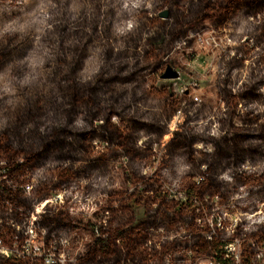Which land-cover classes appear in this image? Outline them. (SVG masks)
I'll return each mask as SVG.
<instances>
[{
	"label": "rangeland",
	"instance_id": "obj_1",
	"mask_svg": "<svg viewBox=\"0 0 264 264\" xmlns=\"http://www.w3.org/2000/svg\"><path fill=\"white\" fill-rule=\"evenodd\" d=\"M225 9L264 0H0V264H264V182L204 134Z\"/></svg>",
	"mask_w": 264,
	"mask_h": 264
},
{
	"label": "trees",
	"instance_id": "obj_2",
	"mask_svg": "<svg viewBox=\"0 0 264 264\" xmlns=\"http://www.w3.org/2000/svg\"><path fill=\"white\" fill-rule=\"evenodd\" d=\"M240 21L247 31L237 39ZM218 25L217 28L211 21L206 23V49H213V73L221 85L216 91L209 85L207 90L204 134L207 137L219 135L229 142L230 133L244 150L234 171L226 159L221 161V180L225 185L236 183L238 195L243 184L264 182V9L260 16L246 10L238 17L225 9ZM216 28L219 40L214 43L212 36ZM215 122H218L216 126ZM241 168L246 170L244 175L238 173ZM230 174L231 180L226 178ZM255 191L251 187L250 195ZM239 198L242 206V199L246 197L240 195ZM5 262L8 264L10 260Z\"/></svg>",
	"mask_w": 264,
	"mask_h": 264
},
{
	"label": "water",
	"instance_id": "obj_3",
	"mask_svg": "<svg viewBox=\"0 0 264 264\" xmlns=\"http://www.w3.org/2000/svg\"><path fill=\"white\" fill-rule=\"evenodd\" d=\"M159 15L161 17H168L169 12L168 10H162ZM179 71L175 69L173 66L168 65L165 72L161 75L162 78H178L179 77Z\"/></svg>",
	"mask_w": 264,
	"mask_h": 264
},
{
	"label": "built area",
	"instance_id": "obj_4",
	"mask_svg": "<svg viewBox=\"0 0 264 264\" xmlns=\"http://www.w3.org/2000/svg\"><path fill=\"white\" fill-rule=\"evenodd\" d=\"M28 189H29V187H28ZM1 242V241H0ZM52 259V258H51ZM52 261L54 262V259H52ZM61 262H62V260H60Z\"/></svg>",
	"mask_w": 264,
	"mask_h": 264
}]
</instances>
